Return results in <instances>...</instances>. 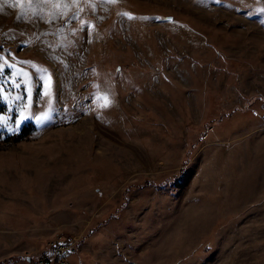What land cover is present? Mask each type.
I'll return each mask as SVG.
<instances>
[{
	"label": "rangeland",
	"instance_id": "1",
	"mask_svg": "<svg viewBox=\"0 0 264 264\" xmlns=\"http://www.w3.org/2000/svg\"><path fill=\"white\" fill-rule=\"evenodd\" d=\"M261 9L0 0V264H264Z\"/></svg>",
	"mask_w": 264,
	"mask_h": 264
},
{
	"label": "built area",
	"instance_id": "2",
	"mask_svg": "<svg viewBox=\"0 0 264 264\" xmlns=\"http://www.w3.org/2000/svg\"><path fill=\"white\" fill-rule=\"evenodd\" d=\"M77 241H74L73 239L70 241H67L66 239L56 241L51 240L48 243V249L50 250V254L48 256H45L44 259L41 260V263L69 264L70 258L76 254Z\"/></svg>",
	"mask_w": 264,
	"mask_h": 264
},
{
	"label": "trees",
	"instance_id": "3",
	"mask_svg": "<svg viewBox=\"0 0 264 264\" xmlns=\"http://www.w3.org/2000/svg\"><path fill=\"white\" fill-rule=\"evenodd\" d=\"M0 100H1V99H0ZM0 102H1V101H0ZM0 105H1V103H0ZM1 107H2V106H0V110H1ZM223 115L226 116V117H229V116H230V114H228V115H227V114H223ZM204 136H207V132H205Z\"/></svg>",
	"mask_w": 264,
	"mask_h": 264
},
{
	"label": "snow or ice",
	"instance_id": "4",
	"mask_svg": "<svg viewBox=\"0 0 264 264\" xmlns=\"http://www.w3.org/2000/svg\"><path fill=\"white\" fill-rule=\"evenodd\" d=\"M113 2H114V0H113ZM261 11L264 12V9H261Z\"/></svg>",
	"mask_w": 264,
	"mask_h": 264
}]
</instances>
